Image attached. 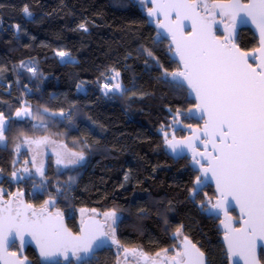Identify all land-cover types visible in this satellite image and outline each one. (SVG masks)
Returning a JSON list of instances; mask_svg holds the SVG:
<instances>
[{"label": "trees", "instance_id": "16d2710c", "mask_svg": "<svg viewBox=\"0 0 264 264\" xmlns=\"http://www.w3.org/2000/svg\"><path fill=\"white\" fill-rule=\"evenodd\" d=\"M238 36L242 50L257 47L251 29ZM60 51L75 59L63 61ZM171 53L138 0H0V112L8 122L6 144L0 142V186L6 196L24 193L34 205L54 201L75 231L80 209L115 210L121 246L151 256L176 251L180 228L207 264H230L220 220L206 214L214 188L190 196L199 173L188 157H171L165 144L163 133L179 136L180 124L197 123L187 114L196 104L187 88L161 76V66L169 72L180 67ZM115 72L123 91L105 95ZM23 105L31 118L15 117ZM42 135L83 158L61 169L49 155L43 177L15 180L13 173L30 157L27 150L18 155L16 146ZM28 255L32 264H43L32 247ZM117 256L114 247L104 248L90 264H117Z\"/></svg>", "mask_w": 264, "mask_h": 264}, {"label": "snow or ice", "instance_id": "6c2138e0", "mask_svg": "<svg viewBox=\"0 0 264 264\" xmlns=\"http://www.w3.org/2000/svg\"><path fill=\"white\" fill-rule=\"evenodd\" d=\"M140 2L155 6L148 10L149 17L163 12L167 19L168 9H185V18L193 20L192 34L189 36L183 34L180 11H177L176 31L168 24L160 25L172 33L175 53L182 63V70L172 72L161 66V76L165 79L170 77L171 80L181 79L190 94L195 95L199 101L196 107L207 115L203 134L208 137V142L201 143L205 149L211 145L212 152L215 153H198L206 161L207 167L193 156V163L199 166L201 175L195 178L190 196L195 198L207 181L214 180L219 198L212 205L213 210L223 212L226 220L230 221L231 217L227 216L228 208L238 206L243 225L241 228H231L229 223L221 221L226 230L228 254L243 257L245 264H259L256 255L257 241L264 242V0H250L247 4L240 3V0H216L212 4L208 0H199V6L206 13L204 16L196 11L197 3H188L186 0ZM23 12L27 16L32 15L27 6L23 8ZM217 13L228 18L233 31L237 20H250L256 26L260 33L261 47L255 51L259 56L255 52H241L231 42L233 32L228 33L224 42L214 36L212 25ZM15 27L17 30L20 28L19 25ZM80 27L85 28V25L81 24ZM57 55L64 59L71 54L60 51ZM148 55L151 56L152 53L149 51ZM250 56L259 60L255 68L248 63ZM104 88L105 95L113 90L123 91L118 83L111 87L105 85ZM27 114V109L16 112L18 117ZM6 128L5 117L0 113V141L5 140ZM163 134L165 144L173 153L183 152L185 145L192 147L191 141H176L174 137L169 140L168 133ZM69 162L76 163L75 160ZM57 163L62 161L58 159ZM49 202L54 203H46ZM203 204L201 202V207ZM30 207L25 205L26 211H17L15 216L11 211L7 217L0 215V247L15 244L17 239L23 247L24 234L27 233L36 241L41 257L49 259L62 254L67 259L70 251L83 264H90L96 247L105 242L101 237L109 238L118 248L122 247L115 238L113 225L119 219L115 210L103 213L108 231L102 230L103 226L99 221H81V234L73 236L63 226L59 213L52 216L41 210L39 214L32 211L29 216L27 209ZM174 235H180V228H177ZM181 244L182 251L173 257L174 264H204V253L188 237L185 236ZM123 251L127 253L129 250L125 248ZM135 251L132 250L133 253ZM144 258L147 259L146 256Z\"/></svg>", "mask_w": 264, "mask_h": 264}, {"label": "water", "instance_id": "95a60500", "mask_svg": "<svg viewBox=\"0 0 264 264\" xmlns=\"http://www.w3.org/2000/svg\"><path fill=\"white\" fill-rule=\"evenodd\" d=\"M138 1L140 2V0H138ZM186 2H188V3H197L198 6L196 7V11L199 12L201 16L206 15V13L200 9L199 0H186ZM214 2H216V1H214ZM219 2H226V0H219ZM249 2H250V0L248 2H243V0H240V3H242V4H247ZM144 5H145V8H146V15H147V17L149 19L150 25L153 26L155 29H157V31L161 35V37H163L164 39H168L169 40V46H170V48L172 50V53H171L172 59L174 61L178 62V64L180 65L178 70H182V63H181V61L179 59V56L175 53L174 42L172 40V33L169 32L168 29L160 27V25L161 24H168L170 27L173 28V31H176L175 25L177 24V11H180V14H181L180 23H181V27H182V30H183V34L185 36H189V35L192 34L191 25L193 23V20L185 18V12H186L185 9H176V10L168 9L167 10L168 11L167 19L165 18V15H164L163 12L159 13L155 17H149L148 14H147L148 10L154 8L155 6L153 4H151V3H147V4H144ZM213 11H215V10H213ZM220 17L221 18H225V17L220 16L218 13L214 17L215 23H213V25H212V32H213L214 36L220 42H224L225 38L228 36V33L229 32H233V37H232V41L231 42L234 43L239 48V50L241 52H245V53H254L255 52L256 56H259V53L255 51V50H257V49H259L261 47V44H260V33H259V30L256 28V26L250 20L247 21V22H242L240 20H237V22L235 24L234 31H233L231 22L228 20V23L225 24V23H223L220 20ZM219 26L222 27L223 36H221V37L217 34L218 33L217 29H218ZM243 28L251 29L254 32L255 36L258 37V46L259 47L254 49V51L246 52V51L242 50L241 47H239L237 45V39L239 37L238 35H239L240 31ZM226 29H227V31H226ZM248 63L251 64L255 68L257 66V64L259 63V60L253 59V57L250 56L249 59H248ZM172 81L176 82L179 85L180 84L184 85L187 88V85L179 78H177L176 80H172ZM187 92H189L188 88H187ZM188 94H189V99L190 100L193 99L196 104L190 109L191 111H188L187 114L191 118H194L196 121H198L201 125L190 126V125H183V124L181 125L180 124L181 129L186 131V137H182L181 138V137L176 136L175 134H172L171 135L172 137H170L168 139L172 140L173 137H174L176 141H191L192 147H187V145H185L184 151L180 152V153H173L169 148H168V151H169L170 156L174 157L176 160L188 157L190 159V166L194 169V171H197L199 173L198 176H200L201 172L198 170L199 166L195 165L193 163V156L195 155L196 159L200 160L201 163L204 164L205 167H207L208 165H207L206 161L203 158H201L198 155V153L208 152V153H210L212 155H215V153L212 152L211 145H209L207 147V149H205V147L201 143V141H203L204 143L208 142V137H206L203 134V129L205 127V121L207 120V115H206V113L201 112L196 107V105L199 103V101L196 99L195 95L194 94H190V92ZM194 137H198V139H193ZM218 142L219 141L217 140V143ZM166 147H167V145H166ZM193 150H195V152ZM207 186H212L214 188V190H215V194L216 195L214 197V201L211 202L210 204H207L206 214L209 217H215L217 219L219 218V220H220L219 227H220V230L223 231L222 241H224L225 249H226V252L228 253V251H227V241L225 240V231L226 230L224 228V225L221 223V221H225L226 223H229L231 228H241L243 225H242V220H241V216H240V210H239V207L235 206V205L233 207H229L228 210H227V216L231 217V220L230 221L226 220V217H225L223 212H217V211L213 210V208H212V205H214L216 203L217 199L219 198V193H218V191L216 189L215 181L214 180L207 181L206 184L203 186V189H205ZM16 194L17 193L15 192V193L11 194L9 197H6L5 195H2V199L9 201V203H8V208L9 209L6 212H3L0 215H4L5 217H7L10 211H11V214L13 216H15L17 211L23 213V212L26 211V209L24 208L25 205H30L31 206L29 209H27V212H28L29 216L31 215L30 212L35 210L36 207H34L31 203H29L26 200V197L24 196V193H20L19 194V196H21V199L19 200V204L20 205H19V208H17L16 211L14 212L13 203L15 201ZM229 199H231V198H229ZM232 211H236L237 217L232 214ZM47 212L50 213L52 216H56L57 215V214L53 213L50 210H48ZM59 215L61 217L63 226L69 232H71V234L73 236H79L81 234V229H80V231L78 233L74 232L72 230V228L67 225L66 217L61 215V214H59ZM91 218L96 220V221H99L100 225L103 226L102 230L106 231L105 222H103L101 219L99 220V219L94 218V217H89L87 219L88 221L86 220L85 222H89V220L91 221ZM100 239L104 240L105 242L103 244H101L99 247H96L94 255H96L99 251H101L102 248H104L107 245L111 244V240L109 238L101 237ZM188 239L191 241L190 238H188ZM17 240H19V239H17ZM24 240H25V243L23 244V247L21 248L22 251L19 252V253H12V251H10V248H11V246L13 244H8V245H6L4 247H0V264H12V263L19 264L22 261H24V264H29L30 262L28 261V257L27 256L25 257L26 248L28 246H31L34 250H36L38 256L40 257V259L44 263L56 262V261L59 260V258L63 259V260H69V257H74L75 258V256L72 255V253L69 251L67 259H65L64 255H62V254H57V255L49 258V259H45V258L40 256V250H39V247H38L36 241L34 239H32L27 233L24 234ZM192 244H194L196 246L195 243L192 242ZM196 247L198 249H200L198 246H196ZM181 251H182V245H181ZM263 252H264V242H261V241L258 240L257 241V248H256V255H257V259L259 260V264H264L260 260V256H261V254ZM13 254H15V255H13ZM228 258H229V263L230 264H245V259L243 257H239V256L233 257V256H230L228 254ZM204 264H207V256H206L205 253H204Z\"/></svg>", "mask_w": 264, "mask_h": 264}, {"label": "rangeland", "instance_id": "374dc122", "mask_svg": "<svg viewBox=\"0 0 264 264\" xmlns=\"http://www.w3.org/2000/svg\"><path fill=\"white\" fill-rule=\"evenodd\" d=\"M74 59L75 58L70 55V57L64 58L62 60L63 61H65V60L71 61ZM116 73H119V72L114 73V75L111 77V81L107 85H109V87H111L112 85H115L118 83L121 85V88L123 89V84L121 81V74L119 73V76L117 77ZM113 77H116V78L113 79ZM116 91L120 92L119 90H113L110 92H116ZM104 92H105V88H104ZM24 109L28 110L27 115H21L18 117L15 113V117H17V118H26V117L31 118V116L33 114L32 110L30 107H28L26 105H23L22 107L17 109L16 112L18 110H24ZM4 117H5V115H4ZM5 121H6V124H8L6 117H5ZM4 136H5V133H4ZM5 141L6 140L0 141V142L2 144H6ZM22 150H27L28 153H30V157L28 159H26V161H24L22 163V165L19 167V169L14 172L15 173V176H14L15 180L23 179L24 177H33V176L43 177L44 172H45L46 167H47V163H46L47 157L49 155H53V156L55 155L56 163H57L58 159L62 161V163H58V165L61 169H65L66 167H75L77 164L80 163L79 157L81 155L78 152L70 151L63 142L52 139L47 135L24 137L22 139V141L20 142V144H18L16 146V152L18 155L20 154V152H22ZM73 160H75L76 163H70L69 162V161H73ZM25 169H27V171H25ZM6 191L7 190L4 186H0V200L2 199V195H3L2 193H5ZM20 199H21V196H19V194L15 196V201H18ZM44 206L51 209L52 211L54 210V206L51 202L45 203ZM93 210H95V211H93ZM110 211H112V210H110ZM103 213L104 212L98 211L96 209H86V208L80 209L79 210L80 221H83L84 218L86 221L89 217H94V218H97L99 220L101 219L104 222L105 217L103 216ZM117 216L119 217V214H117ZM118 220L116 221V224L113 225V227H115V238L117 237L116 226H117ZM108 223L110 224L111 221H108ZM106 228H107L106 231H108V226H106ZM177 236L181 241L183 240L184 233L182 232V229H180V235H177ZM136 251H137L136 253L140 252L138 250H136ZM140 253H142V252H140ZM159 257H160V255L156 256V258H159Z\"/></svg>", "mask_w": 264, "mask_h": 264}, {"label": "flooded vegetation", "instance_id": "af4514ba", "mask_svg": "<svg viewBox=\"0 0 264 264\" xmlns=\"http://www.w3.org/2000/svg\"><path fill=\"white\" fill-rule=\"evenodd\" d=\"M214 1H216V0H208V3L209 4H212ZM249 0H243V2H248ZM150 7V6H149ZM148 9V8H147ZM200 9L202 10V8L200 7ZM214 10V9H213ZM203 11V10H202ZM220 20L223 22V23H228V18L227 17H225V18H221L220 17ZM219 20V21H220ZM217 34L221 37V36H223V33H222V27L221 26H219L218 27V29H217ZM258 38V37H257ZM259 46H258V43H257V47H255L254 49H256V48H258ZM252 51H254V50H252ZM196 125H201L198 121H197V123H195ZM179 129L181 130L180 132L182 133L181 135H179L178 137H186V131L185 130H183V129H181V127H180V125H179ZM177 136V135H176ZM212 187V186H211ZM213 188V187H212ZM6 194H7V191L5 192V196H6ZM12 194V193H11ZM10 194V195H11ZM10 195H8V196H6V197H9ZM16 195H18V194H16ZM216 195V194H215ZM215 195L211 198L212 200H207V202L205 203L206 204V208H207V204H210L211 202H213L214 201V197H215ZM210 201V202H209ZM8 203H9V201H7V200H4V199H2L1 201H0V214H2L3 212H6L9 208H8ZM19 200L18 201H14V203H13V207H14V212L16 211V209L17 208H19ZM34 207H36L35 208V212L37 213V214H39L40 212H41V210H45L46 211V213H48L47 211L48 210H50V211H52L51 209H49V208H47L46 206H44V205H41V206H39V205H34V204H32ZM32 212V211H31ZM31 212H30V214H31ZM53 213H55V214H57V213H60L58 210H56V211H52ZM234 213V214H233ZM61 214V213H60ZM232 214L233 215H235L236 217H237V214H236V211H232ZM62 215V214H61ZM91 220H94V219H92L91 218ZM83 221L85 222V218L83 219ZM88 221V220H87ZM96 221V220H95ZM89 222H90V220H89ZM105 222V221H104ZM105 225L106 226H108L106 223H105ZM78 226H79V228H78V230H74L73 228H72V230L74 231V232H79L80 231V229H81V227H82V225H81V221H80V218H79V222H78ZM107 229V228H106ZM116 240H117V237H116ZM181 240L179 239V243H180V246L176 249V251H173V250H166V251H163V252H160V253H156L155 254V256H151V255H147L146 253H143L144 255L142 256L141 255V251L140 252H138V253H136L137 251H135V253H133L132 252V250H138V249H135V248H133V249H131V248H127V247H125V246H122L121 248H118L117 247V245L116 244H109V245H107L106 247H104V248H112V247H114L115 249H116V252H117V254H118V260H117V264H174V260H173V257H175L176 256V253L177 252H179V251H181ZM29 247H31V246H28L27 248H26V252H25V257L27 256L28 257V261L30 262L29 264H32V262H33V260H31V258L29 257V255H28V248ZM21 244H20V240H17L16 241V243L15 244H13L12 246H11V248H10V251H12V253H19V252H21L22 250H21ZM104 248H102V249H104ZM128 249L129 251L127 252V253H125L124 251H123V249ZM101 249V250H102ZM139 251V250H138ZM100 252V251H99ZM98 252V253H99ZM37 253V252H36ZM97 253V254H98ZM97 254L96 255H94L91 259H90V261L91 260H94V257L95 256H97ZM160 255V257L159 258H156V256L157 255ZM147 257V259H145L144 257ZM40 258V257H39ZM183 259V258H182ZM41 260V259H40ZM42 261V260H41ZM74 261H76V262H78V263H80V262H82V261H77L76 260V258H74V257H69V260H63V259H60L59 258V260L58 261H56V262H48V263H44L43 261H42V263L43 264H58L59 262H74ZM12 264H15V263H12ZM19 264H24V261H22V262H20Z\"/></svg>", "mask_w": 264, "mask_h": 264}, {"label": "crops", "instance_id": "0c3cea01", "mask_svg": "<svg viewBox=\"0 0 264 264\" xmlns=\"http://www.w3.org/2000/svg\"><path fill=\"white\" fill-rule=\"evenodd\" d=\"M3 195L5 194V193H2Z\"/></svg>", "mask_w": 264, "mask_h": 264}]
</instances>
